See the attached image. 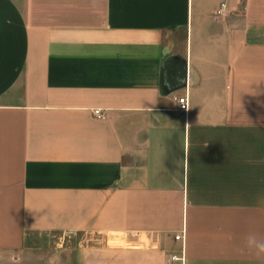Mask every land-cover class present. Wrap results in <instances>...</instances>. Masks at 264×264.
Here are the masks:
<instances>
[{
    "label": "crops",
    "instance_id": "1",
    "mask_svg": "<svg viewBox=\"0 0 264 264\" xmlns=\"http://www.w3.org/2000/svg\"><path fill=\"white\" fill-rule=\"evenodd\" d=\"M52 232L106 242L78 264H264V0H0V264Z\"/></svg>",
    "mask_w": 264,
    "mask_h": 264
},
{
    "label": "rangeland",
    "instance_id": "2",
    "mask_svg": "<svg viewBox=\"0 0 264 264\" xmlns=\"http://www.w3.org/2000/svg\"><path fill=\"white\" fill-rule=\"evenodd\" d=\"M106 242L97 240L93 235L85 233H37L33 235L30 246L23 250V253L35 255L34 264H78L75 261L65 262L64 260L78 259L83 248L88 244L103 245ZM110 246H121V240L110 239L107 242ZM43 255H62L60 262H51L50 258H43Z\"/></svg>",
    "mask_w": 264,
    "mask_h": 264
},
{
    "label": "clouds",
    "instance_id": "3",
    "mask_svg": "<svg viewBox=\"0 0 264 264\" xmlns=\"http://www.w3.org/2000/svg\"><path fill=\"white\" fill-rule=\"evenodd\" d=\"M244 248L259 260H264V236L250 232L244 237Z\"/></svg>",
    "mask_w": 264,
    "mask_h": 264
},
{
    "label": "built area",
    "instance_id": "4",
    "mask_svg": "<svg viewBox=\"0 0 264 264\" xmlns=\"http://www.w3.org/2000/svg\"><path fill=\"white\" fill-rule=\"evenodd\" d=\"M225 7V3L222 4L221 8L217 11L218 14H220L222 12V10L224 9ZM179 101V104H180V108L185 110V111H188L189 110V100H188V97L187 95H185L184 97H180L178 99ZM96 115L98 117H103V113L101 110H96L95 111ZM184 236L183 235H177L176 238L177 239H180V238H183ZM173 261H181V264H184V255L183 256H177V255H173L171 256V258L169 259L168 261V264H172Z\"/></svg>",
    "mask_w": 264,
    "mask_h": 264
}]
</instances>
